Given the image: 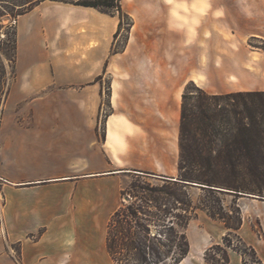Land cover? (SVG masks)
I'll use <instances>...</instances> for the list:
<instances>
[{"label": "crops", "instance_id": "0c3cea01", "mask_svg": "<svg viewBox=\"0 0 264 264\" xmlns=\"http://www.w3.org/2000/svg\"><path fill=\"white\" fill-rule=\"evenodd\" d=\"M121 5L130 15L138 14L136 17L141 20L134 16L126 46L117 53L111 49L118 16L94 7L44 0L15 21L18 78L14 79L19 87L35 88L29 102L38 170L25 176L18 172V164L14 162L11 169L2 172L5 203L0 210V222L10 240L20 242L23 264H114L105 242L94 236L100 237L116 193L130 174L161 177L174 171L168 154V135L176 128L180 113L174 100L180 97L187 82L202 87L205 81L198 66L203 60L197 49L200 37L191 31H201L197 21L212 22L217 2L157 0L125 7L121 0ZM156 6L163 10L149 9ZM241 6V23L236 30L242 38L264 37V10L260 11L264 9V0H242ZM254 19L257 31L249 26V20ZM240 51L248 58L247 48L242 46ZM206 58L207 63L213 62L211 56ZM245 65L241 64V71H245ZM212 67L209 66L208 73L214 71ZM106 86L112 108L129 94L140 103L147 101L142 106L145 112L138 118L114 108L105 116L103 138L98 141L96 128ZM226 92L231 91L213 93ZM173 150L176 158L177 139L173 141ZM73 151L79 152V156L71 162ZM58 152L67 154L61 161L71 166V170L56 168ZM90 181L103 188L64 196L65 202L74 199L81 205L79 221L72 226L79 232L76 240L68 236V217L47 229L53 230L56 238L26 242L12 236L16 229H25V234L48 224L46 216L55 210L46 208V203L54 204L57 198L42 196L44 190ZM25 194H33L31 203L22 200ZM99 201L102 205L94 207ZM108 201L110 206L104 211ZM224 233L220 222L198 215L185 229L189 250L182 262L217 243ZM29 248L32 251L28 254ZM230 257L229 264L238 261L235 256Z\"/></svg>", "mask_w": 264, "mask_h": 264}, {"label": "rangeland", "instance_id": "374dc122", "mask_svg": "<svg viewBox=\"0 0 264 264\" xmlns=\"http://www.w3.org/2000/svg\"><path fill=\"white\" fill-rule=\"evenodd\" d=\"M145 1L155 2L157 0H123V4L126 7L129 4L136 2L145 3ZM215 1L217 2L216 15L212 16V22L198 23L199 21H197L196 26L201 25V31H191V34L194 32L196 36L198 34V37H200V41L198 40L200 46L197 49H200L203 60L199 62L198 66H200V71L202 74L204 73L205 78V81H203L204 85L200 88L208 93L218 91L235 92L237 89L264 91L262 90L264 88V37L249 36L248 38H242L240 31L236 30L241 23L242 0ZM252 1L255 2V0ZM4 8H2L5 13L2 18L3 33H7L10 38L15 21L9 13L13 9L10 5H4ZM149 9H154V11L163 10L159 6L149 7ZM185 10H188L187 7ZM203 10L204 8H202ZM254 10H256L255 6ZM261 10L263 11L264 9L260 8ZM123 11L126 12L124 9ZM127 14L129 17L124 18L122 21V26L115 42V50H124L129 32L134 24V16L138 15ZM137 20L141 19L138 17ZM249 26L254 31L259 30L255 19L253 21L249 20ZM10 46L11 44L6 42L0 50V68L3 69L2 73H0V178L3 176L2 172L7 168L11 169L15 163L18 164V172L25 176H32L38 170V165L34 159L36 152L32 147L33 117L32 104L29 102L35 93V88L17 86L18 80L15 82L14 79L17 72L4 55L7 54L9 56ZM242 46L248 49V58L245 55H241L240 48ZM206 56H211L213 60L211 64L207 63ZM242 63L247 64L243 67L245 71H241ZM209 66H213L214 71L208 73L210 71ZM17 78L18 76H16ZM184 87L181 90V94ZM121 89L124 90L125 88ZM146 101L145 99L141 100V104L132 94H129L127 99L121 98L118 104L115 103L114 108L118 112H124L133 118H138L145 112L142 106L146 105ZM174 101L178 105L179 112L181 95L178 98L176 96ZM114 108L111 107L110 90L106 86L96 128L98 141L103 138L105 116L112 112ZM179 117L180 113H178L176 128L173 127L168 135L169 165L174 164V171L168 176L161 175V177L130 174L114 197L113 208L110 209L105 218L103 227L100 230V237L97 235L94 238H101L106 246L108 223L113 213L118 210L116 220L111 226V238L114 242L115 261L112 259L114 264H208L205 260L206 253L210 257V262L216 264L217 262H222L224 249L227 251L229 259L232 255L238 258V261L232 264H257L252 261L254 258H251V253L240 254L225 246L223 237L230 229H227L220 219L210 217L203 209V204H212L224 214L229 212L232 217L234 216L232 212L239 208L241 225L237 233L248 246L253 248L256 256L264 264V200L255 199L250 201L245 196L236 197L226 192L210 193L202 187L174 181V179L179 180L177 176L178 156L177 153L176 158L173 155L175 154L173 141L175 139L178 140ZM134 136L132 135V137ZM57 156L58 163L56 168L59 170H71V166H66L61 161V158L67 156V154L58 152ZM77 156H79V152L73 151L71 153V162ZM3 183L0 179V210L5 203ZM102 188L103 185L90 181L87 183H72L69 187L57 186L44 190L42 196L46 198L56 196L57 198V202L54 204L46 203V208L54 207L55 210V212L46 216L49 220L47 221L48 224L39 227L34 232L25 234V229H16L11 232L12 236L19 237V241L23 240L26 242H35L37 240L43 242L50 240V238H56L55 232L47 229L54 224L63 223L65 218L68 217V236L71 240H76L79 237V232L75 231L72 226L79 221L81 205L74 199L68 203L65 202L64 196L69 193L97 191ZM163 188H169L179 193V198L184 203H177L170 197L162 200L163 195H161L159 190ZM158 196L159 200L155 202L153 199ZM33 198V194H25L22 200L26 203H31ZM101 205L102 201H99L95 202L93 206L98 207ZM109 206L110 201L106 204L104 211ZM44 212L47 213L48 210L46 209ZM194 213L195 215H193ZM198 215L203 219L210 217L220 222L224 226L225 233L217 243L211 245L213 248L209 246L202 253L197 252L183 260V262L181 260V262L176 263L174 260L177 252L175 245L182 232L185 234L188 223L193 222ZM232 222H234V219ZM231 231L234 232L233 230ZM230 240L233 245H238L234 235L230 236ZM131 241L140 245L145 261L140 259L141 257L136 249L126 248ZM19 246L20 242L10 240L0 222V264H23L19 254ZM31 251L29 248L27 253L29 254Z\"/></svg>", "mask_w": 264, "mask_h": 264}, {"label": "trees", "instance_id": "16d2710c", "mask_svg": "<svg viewBox=\"0 0 264 264\" xmlns=\"http://www.w3.org/2000/svg\"><path fill=\"white\" fill-rule=\"evenodd\" d=\"M41 1L44 0H0V50L4 43L11 44L9 56L4 55L13 69H15L17 57V31L14 24L10 38L7 33H3L2 18L5 13L2 8L4 5L12 6L13 11L9 14L16 21L18 16L30 11ZM56 1L90 6L102 13L117 15L119 24L111 50L113 53L120 52L115 50V42L123 19L129 17L122 9L121 0ZM2 70L0 68V73ZM177 176L181 181L207 186L202 188L210 193L225 192L213 189L217 187L229 190L230 192L226 193L236 197L243 196L239 193L264 197V91L208 93L194 82H188L181 94ZM159 192L163 195L162 200L170 197L177 203H184L180 200L179 193L169 188L160 189ZM155 198L153 200L157 202L159 196ZM203 209L210 217L220 219L225 227L230 229L223 237L225 246L240 254L251 253L254 263L263 264L253 248L248 246L237 233L241 225L239 208L232 212L233 217L229 212L227 214L220 212L212 204H203ZM118 212L116 210L111 216L106 236V248L114 261L111 226ZM233 219L234 222H232ZM232 235L238 244L236 246L230 240ZM175 246L177 252L174 260L178 263L189 250L184 232ZM126 248L136 249L140 259L145 261L140 245L131 241ZM209 258L206 253V262L212 264ZM229 261V255L224 249L222 262L216 264H228Z\"/></svg>", "mask_w": 264, "mask_h": 264}, {"label": "water", "instance_id": "95a60500", "mask_svg": "<svg viewBox=\"0 0 264 264\" xmlns=\"http://www.w3.org/2000/svg\"><path fill=\"white\" fill-rule=\"evenodd\" d=\"M174 181H178V182L183 183V184H188V185H193V186H198V187H205V188L207 187V186H204V185H199L197 183H191V182H187V181H181V180H176V179H174ZM213 189L220 190V191H225V192H230L227 189H222V188H217V187H213ZM239 194L243 195L245 197H252V198H257V199L264 200V197H260V196H257V195H252V194H247V193H239Z\"/></svg>", "mask_w": 264, "mask_h": 264}]
</instances>
